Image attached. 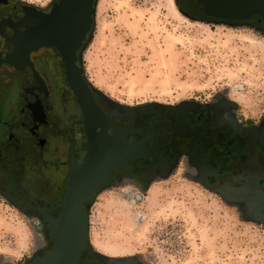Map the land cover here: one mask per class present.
<instances>
[{
	"label": "rangeland",
	"instance_id": "374dc122",
	"mask_svg": "<svg viewBox=\"0 0 264 264\" xmlns=\"http://www.w3.org/2000/svg\"><path fill=\"white\" fill-rule=\"evenodd\" d=\"M15 1L48 8L57 0ZM79 53L85 79L117 112L197 101L224 102L249 122L264 114L261 24L195 21L177 0H96ZM194 180L180 166L143 186L109 184L86 206L89 247L136 264H264L262 221ZM50 246L40 218L0 195V264H26Z\"/></svg>",
	"mask_w": 264,
	"mask_h": 264
},
{
	"label": "flooded vegetation",
	"instance_id": "af4514ba",
	"mask_svg": "<svg viewBox=\"0 0 264 264\" xmlns=\"http://www.w3.org/2000/svg\"><path fill=\"white\" fill-rule=\"evenodd\" d=\"M177 5L199 22L264 26L258 15L230 19L205 14L198 0H177ZM49 8L0 0V195L16 210L38 216L44 226V214L55 217L62 208L70 163H81L86 153L84 116L54 47L40 46L28 58L16 55L13 63L6 56L14 52L15 37L25 31L22 24L32 23L37 12ZM91 90L114 127L108 134L125 129L131 148V158L111 174L109 184L128 178L143 186L183 166L188 175L208 182L226 198L243 201L246 209L256 204L264 218V114L249 122L232 116L224 102L197 101L117 112ZM249 213L259 216L255 210ZM80 263L136 264L89 246Z\"/></svg>",
	"mask_w": 264,
	"mask_h": 264
},
{
	"label": "water",
	"instance_id": "95a60500",
	"mask_svg": "<svg viewBox=\"0 0 264 264\" xmlns=\"http://www.w3.org/2000/svg\"><path fill=\"white\" fill-rule=\"evenodd\" d=\"M95 1L57 0L48 12H37L35 21L22 24L25 31L15 37L14 52L6 56V60L13 63L18 58L16 55L28 58L29 52L40 46L54 47L61 56L68 86L84 116L83 149L86 153L81 163H70L67 189L59 214L55 217L44 214L51 248L35 255L26 264H81V255L89 246V218L85 205L93 203L94 194L107 187L111 174L131 158L130 145L125 142V129H115L113 135L108 134L109 128L114 129L112 122L99 109L83 68L77 64L79 51L93 23ZM198 1L208 15L230 19L258 15L264 21V0ZM201 183L205 188L216 191L208 182ZM248 207L259 213L258 219L264 225L260 207L254 203Z\"/></svg>",
	"mask_w": 264,
	"mask_h": 264
},
{
	"label": "built area",
	"instance_id": "2783aa9c",
	"mask_svg": "<svg viewBox=\"0 0 264 264\" xmlns=\"http://www.w3.org/2000/svg\"><path fill=\"white\" fill-rule=\"evenodd\" d=\"M128 197L131 199V198H134V197H136L137 199H141L140 197H139V194H138V192L136 191V190H131V191H129V195H128Z\"/></svg>",
	"mask_w": 264,
	"mask_h": 264
},
{
	"label": "bare ground",
	"instance_id": "6f19581e",
	"mask_svg": "<svg viewBox=\"0 0 264 264\" xmlns=\"http://www.w3.org/2000/svg\"><path fill=\"white\" fill-rule=\"evenodd\" d=\"M103 249H107L108 251L112 252L111 249L109 248H106L105 246H102ZM113 248V250H115V254L117 251H120V248H118L119 246H111Z\"/></svg>",
	"mask_w": 264,
	"mask_h": 264
},
{
	"label": "crops",
	"instance_id": "0c3cea01",
	"mask_svg": "<svg viewBox=\"0 0 264 264\" xmlns=\"http://www.w3.org/2000/svg\"><path fill=\"white\" fill-rule=\"evenodd\" d=\"M196 179V178H195ZM194 181H196V182H200V180L199 179H197V180H194ZM201 183V182H200ZM202 184V183H201ZM203 185V184H202ZM209 190H211V189H209ZM211 191H213V190H211Z\"/></svg>",
	"mask_w": 264,
	"mask_h": 264
},
{
	"label": "trees",
	"instance_id": "16d2710c",
	"mask_svg": "<svg viewBox=\"0 0 264 264\" xmlns=\"http://www.w3.org/2000/svg\"><path fill=\"white\" fill-rule=\"evenodd\" d=\"M89 34H90V32H89Z\"/></svg>",
	"mask_w": 264,
	"mask_h": 264
}]
</instances>
